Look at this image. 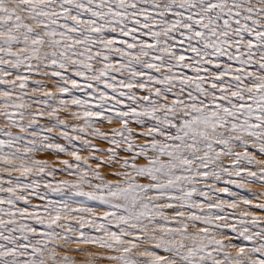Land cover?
I'll use <instances>...</instances> for the list:
<instances>
[{
    "label": "snow or ice",
    "instance_id": "1",
    "mask_svg": "<svg viewBox=\"0 0 264 264\" xmlns=\"http://www.w3.org/2000/svg\"><path fill=\"white\" fill-rule=\"evenodd\" d=\"M0 264H264V0H0Z\"/></svg>",
    "mask_w": 264,
    "mask_h": 264
},
{
    "label": "rangeland",
    "instance_id": "2",
    "mask_svg": "<svg viewBox=\"0 0 264 264\" xmlns=\"http://www.w3.org/2000/svg\"><path fill=\"white\" fill-rule=\"evenodd\" d=\"M39 123H41V124H47V121L46 120H42ZM53 135H57V133H53ZM59 142L60 143H65V141H63V140H60ZM82 154H84V153H82ZM40 155H41L42 158H47L50 163H53L55 165V159H56V157H54L51 154H40ZM60 159H68L69 161H71V157H65V156H63V154H61ZM55 166L56 167H60V165H55ZM54 179H56V180H63V179H70V177H68L66 175H63V174H60V175H57ZM54 198L55 199H60V197H58V196H56Z\"/></svg>",
    "mask_w": 264,
    "mask_h": 264
}]
</instances>
